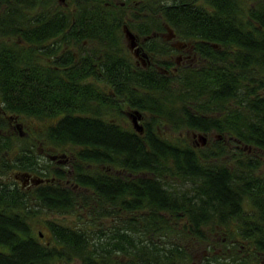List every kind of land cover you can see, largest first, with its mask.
Masks as SVG:
<instances>
[{"label":"trees","instance_id":"obj_1","mask_svg":"<svg viewBox=\"0 0 264 264\" xmlns=\"http://www.w3.org/2000/svg\"><path fill=\"white\" fill-rule=\"evenodd\" d=\"M36 3L39 1L32 4ZM142 3V10L151 15L144 17L142 26H161L163 20L185 36L190 33L224 43L227 49L238 45L241 51L239 54L225 52L224 57L233 61L228 62L229 67L215 63L204 72L195 71L175 89L169 81L156 78L157 74L141 67L133 68L120 53L113 51L108 68L113 88L122 89L121 85L125 84L132 93V104L149 110L168 107L172 117H180L189 126L212 129L221 136L264 148V91H260L264 88V74H257L264 71V0L253 1L247 8L241 0H142ZM111 12L116 16H110ZM96 13L106 19L96 20L97 32L104 30L105 36L116 35L115 28L120 26L124 7L118 5V10L112 11L103 6ZM27 51H30L27 58H32L33 49ZM11 57L0 55V58ZM234 59L239 60L240 74ZM64 60L65 64L73 65L71 51ZM105 67L102 66V73L107 74ZM241 80H245L247 87L242 98L238 95ZM135 86L159 95H138L137 98ZM55 90L54 85L53 94ZM36 93L39 92L32 91L33 95ZM87 93L86 87H79V95ZM37 98L32 96V102H38ZM188 99L193 101V111L185 105ZM230 101L233 103L226 105ZM71 102L72 91L64 83L60 108L64 114L44 132L57 143L72 141L79 146L80 161L74 176L79 185L71 188L46 182L26 193L0 181V264H69L71 261L77 264H189L192 258L189 242H184L182 234L210 244L208 235L216 229V224L224 225L231 236L247 239L264 254L262 159L236 148L234 140L226 142L223 137L215 139L213 147L205 144L194 148L160 138L147 127L141 139L135 130L99 116L75 115L69 110ZM180 103L183 106L179 112ZM27 115L41 119L45 114L29 111ZM0 142L2 146L6 144L2 139ZM232 142L234 145L230 146ZM224 154L232 158L217 162L215 158ZM258 154L263 155L260 151ZM89 161H110L145 174L129 177L126 182L99 172L89 175L86 167ZM246 202L251 203L249 211L243 206ZM41 212H55L62 218L46 220L50 239H43L42 232L34 231L30 224L29 219ZM100 215L109 217L106 219L110 224H105V220L96 222ZM64 216H68L65 221ZM168 230L175 232L173 239L168 236ZM214 243L209 248L212 255L204 257L202 264H248V251L240 249L239 242L224 252H214L219 246Z\"/></svg>","mask_w":264,"mask_h":264},{"label":"flooded vegetation","instance_id":"obj_2","mask_svg":"<svg viewBox=\"0 0 264 264\" xmlns=\"http://www.w3.org/2000/svg\"><path fill=\"white\" fill-rule=\"evenodd\" d=\"M37 1L39 3L32 4ZM118 5L124 7V13L120 26L115 28L116 35L105 36L107 32L104 30L97 32L94 27L96 20L106 19L104 16L98 17L96 9L105 6L113 11L118 10ZM142 8V0H0V55L12 56L0 58V139L6 142L4 146L0 145V167H5L0 168L2 183L26 193H31L34 187L46 182L78 187L74 176L78 173L79 146L72 141L57 143L48 139L44 132L64 114L60 110L64 83L72 91V106L69 110L75 115L99 116L126 129L135 130L141 139H144L149 127L160 138L194 148L223 137L226 142L234 140L236 148L246 152H262L259 158L264 162L262 147L241 143L231 136H221L212 129L201 130L189 126L185 121L181 122L180 117L171 118L168 107L149 110L132 104V93L127 91L125 84L121 85L123 90L113 88L108 73L113 51L120 53L125 63L133 68H144L157 74L156 78L169 81L172 88L178 86L186 76L190 78L195 71L204 72L215 63L220 67L229 65L231 58L224 57L227 50L235 54L241 51L238 45H231L227 49L224 43L211 42L190 33L185 36L163 20L161 26H142L144 17L151 16ZM244 12L247 15L246 9ZM68 21L69 25L64 27ZM48 23L57 25L48 26ZM35 35L41 38L37 39ZM32 49L33 57L27 58L30 53L27 50ZM68 51L74 56L75 66L65 64L64 56ZM234 61L237 66L239 60ZM103 65L107 67L104 69L107 74L102 73ZM237 67L240 74L241 69ZM243 81L238 87L240 98L247 89ZM70 82L74 84L71 86ZM31 83L39 88L35 89ZM54 85L56 94L52 91ZM80 86L87 88L85 96L79 95ZM135 87L137 98L138 95L156 93L148 88ZM35 90L39 93L33 95L32 91ZM32 96L38 97L39 101L32 102ZM192 104L190 99L189 108L193 111ZM29 111L45 115L37 120L27 115ZM27 116L40 123L27 122ZM203 134L204 142L200 137ZM86 167L90 171L89 175L99 172L109 178L120 177L124 182L129 177L145 174L144 171H131L124 165L116 166L110 161H89ZM260 168H264V164ZM88 190L93 193L92 189ZM213 231L220 234L216 236L211 232L208 235L212 240L210 244L189 236V252L192 256L189 264H202L204 257L212 255L209 248L215 240L220 245L214 252H224L225 248L229 250L233 243L239 242L240 249L248 251V264H264V254L247 239L229 235L222 224H216Z\"/></svg>","mask_w":264,"mask_h":264},{"label":"rangeland","instance_id":"obj_3","mask_svg":"<svg viewBox=\"0 0 264 264\" xmlns=\"http://www.w3.org/2000/svg\"><path fill=\"white\" fill-rule=\"evenodd\" d=\"M200 0H196V2H199ZM243 1H244V3H243ZM257 2V0H241V2L243 3V5L244 6H249L250 4H251V2ZM228 67L230 66V65H227ZM227 66H225L226 68H227ZM258 75L259 74H264V71H260L259 73H257ZM182 83V81L178 84V86H176V87H179V86H182L183 84H181ZM176 87H174L173 89H175ZM261 91H264V88L263 89H261ZM189 100L190 99H188V101H186L185 102V105L189 108ZM231 103H233V102H229V103H226V105L227 104H229V105H231ZM182 103H180V105H179V112L182 110ZM171 118H175V116L174 117H171ZM37 120H39L38 118H37ZM37 120H35V119H32L30 116H27V122H32V123H34V124H39L40 123V121H37ZM176 125V124H175ZM217 133V132H216ZM213 136H214V134H212L211 135V139L213 138ZM213 140V139H212ZM209 145V144H208ZM212 145V147H213V145H215V142H212L209 146H211ZM230 146L231 145H234V142H232L231 144H229ZM235 146V145H234ZM232 148V147H231ZM238 148V147H237ZM238 149H240V148H238ZM251 156V155H250ZM252 156H257V157H259V154H258V151H254L253 152V154H252ZM242 157H244L243 155H242ZM229 158H232V156L231 155H226V154H224V155H221V156H218L217 158H215L216 160H217V162L218 161H227V159H229ZM177 181V180H176ZM178 182V181H177ZM243 206H244V208H245V210H247V211H249L250 210V207H251V203H249V202H246L245 204H243ZM55 218H60V220L62 219L61 218V216H58L55 212L54 213H52V212H41V213H38V214H36V215H34V216H32L30 219H29V221H30V224H31V226L33 227V229H34V231H41L42 232V238L43 239H50L51 238V232H50V229L47 227V224H46V220H48V219H52V220H55ZM66 218H68V216H64L63 217V221H65L66 220ZM97 218H98V220L96 221V222H99V220H105V224H107V225H109L110 224V221H108L106 218H109V217H106V216H102V215H100V216H97ZM76 219V218H75ZM95 222V221H94ZM112 222V221H111ZM71 223H73V221L71 222ZM175 228V226H172L171 228ZM214 235H218V234H220L219 232H216V231H211ZM168 236L170 235L171 236V238L170 239H173V236H174V234H175V232L173 231V230H168ZM183 236L182 237H184L183 239H184V242H189L188 240H189V238L187 237V235L186 234H182ZM216 242L214 243V244H216V245H220V243L218 242V240H215ZM69 264H77V262L76 261H71Z\"/></svg>","mask_w":264,"mask_h":264},{"label":"water","instance_id":"obj_4","mask_svg":"<svg viewBox=\"0 0 264 264\" xmlns=\"http://www.w3.org/2000/svg\"><path fill=\"white\" fill-rule=\"evenodd\" d=\"M127 34H129V32H128ZM200 137H201L202 141L204 142L205 135L203 134V135L200 136Z\"/></svg>","mask_w":264,"mask_h":264}]
</instances>
